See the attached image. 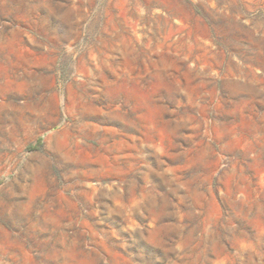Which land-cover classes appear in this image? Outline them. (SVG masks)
<instances>
[{
  "label": "rangeland",
  "instance_id": "1",
  "mask_svg": "<svg viewBox=\"0 0 264 264\" xmlns=\"http://www.w3.org/2000/svg\"><path fill=\"white\" fill-rule=\"evenodd\" d=\"M0 264H264V0H0Z\"/></svg>",
  "mask_w": 264,
  "mask_h": 264
},
{
  "label": "trees",
  "instance_id": "2",
  "mask_svg": "<svg viewBox=\"0 0 264 264\" xmlns=\"http://www.w3.org/2000/svg\"><path fill=\"white\" fill-rule=\"evenodd\" d=\"M38 145H39V142H38Z\"/></svg>",
  "mask_w": 264,
  "mask_h": 264
}]
</instances>
